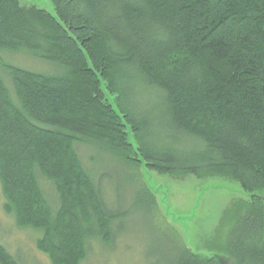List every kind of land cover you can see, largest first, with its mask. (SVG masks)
Masks as SVG:
<instances>
[{
    "label": "trees",
    "instance_id": "trees-1",
    "mask_svg": "<svg viewBox=\"0 0 264 264\" xmlns=\"http://www.w3.org/2000/svg\"><path fill=\"white\" fill-rule=\"evenodd\" d=\"M50 1L53 13L0 0V185L4 212L39 232L52 264H81L130 213L105 203L80 146L109 167L220 173L264 191V0ZM22 51L27 64L8 61ZM134 206L156 212L147 185ZM236 206L230 264H264V198ZM174 256L220 264L180 240ZM0 264H19L2 244Z\"/></svg>",
    "mask_w": 264,
    "mask_h": 264
},
{
    "label": "rangeland",
    "instance_id": "rangeland-1",
    "mask_svg": "<svg viewBox=\"0 0 264 264\" xmlns=\"http://www.w3.org/2000/svg\"><path fill=\"white\" fill-rule=\"evenodd\" d=\"M19 2L22 6L54 12L50 0ZM12 54L7 56L9 62L27 64L24 54L28 53ZM28 65L35 66L32 68L35 71H53L36 62ZM78 149L84 165L102 177L108 207L110 203L113 211H130L117 223L115 239L109 244L90 242L87 257L81 264H171L178 240L200 257H213L220 264H230L232 260L225 250L223 236L234 217L237 202L250 201L254 196L264 198V191L251 193L237 180L220 173H161L143 164L137 165L136 171L125 165L109 167V157L105 154L86 146ZM142 185L153 192L156 212H144L134 206L135 194ZM3 202L0 185V244L19 264H52L49 255L36 245L39 232L18 227L13 216L4 212Z\"/></svg>",
    "mask_w": 264,
    "mask_h": 264
}]
</instances>
